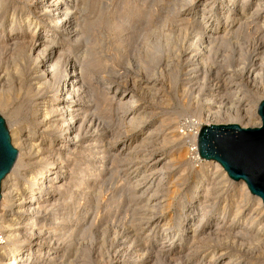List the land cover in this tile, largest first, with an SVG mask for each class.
<instances>
[{
	"label": "rangeland",
	"instance_id": "1",
	"mask_svg": "<svg viewBox=\"0 0 264 264\" xmlns=\"http://www.w3.org/2000/svg\"><path fill=\"white\" fill-rule=\"evenodd\" d=\"M186 1L188 0H77L76 2L80 21L85 17H87V19L94 18L98 14V9L103 10L105 13L104 19L106 20L111 17L110 13L112 12L127 16V21L122 24L120 34L116 36L113 33L110 34L104 27L98 29L96 38L91 37V40H100L101 47H99V49L97 48V52H100L98 55L103 58V62L106 66V68L102 70L94 71L93 78L90 82L97 95L95 101L98 104V112L99 114L101 112V114L99 115L100 119L97 117L95 118L97 121L94 120L93 123L89 125L86 123L84 126L85 128H81L80 140L77 139L76 141L83 140L85 143L84 145H87L90 136H95V131L101 130L100 134L108 139V141L105 140L104 144H106V141L107 143L110 142L108 143V148L113 153L118 154L122 151L120 147H122L124 141H128L131 136H138L137 139L135 138L136 141H138L130 145V150L126 149L128 145L124 148L122 153L125 155L128 154V159L123 158L124 161L122 160L119 163L109 164L110 161L107 160L108 163L105 164V156H98L99 161L95 160L91 164L95 169L94 173H98L101 167L104 166V168H108L107 172L113 177V181H110V175H103L101 172L102 174H99L93 187L95 191L91 190L89 194L84 192L85 195H83L82 190H79V194L76 193V197L72 199L73 202L70 201L72 204L69 206V211L70 213H72V211L74 212L72 214L69 213V216H74V220L68 223V225L71 224V226L67 225V227L72 228V225L74 226L75 223H77L75 220L80 222L82 218L87 215L93 220V229L91 233H89V235L91 234L93 236L90 235L89 237V235H87L85 237L87 239L83 238V240H78L76 241L77 244L71 242L73 247L79 246V251L72 264H101L99 260L106 262L113 256L112 249H110L109 246L111 247L112 244L114 246L117 245L121 239V235L124 236L123 239L127 237L128 241H131L130 244L132 246L136 247L141 245L142 248L149 249L148 251L151 253L149 264H173L174 262L175 264H200L202 261L206 264L210 260L208 258L214 252L222 257L217 260V264H223L226 260L228 261V258L231 256V233L224 232V228L230 225V223H227L229 222L228 215L224 218V222L220 223L222 218L220 217L221 207L233 194L232 192L234 189L231 185L235 183L231 180H227L225 185H222V187L220 186L221 193L218 195L219 203L212 211L210 210V212H208L209 214L207 213L204 225L195 232L194 236L196 240L192 243H197L195 246L199 248L200 244L198 240L200 242L204 240L203 244L200 245L204 247L198 250L194 256H188L189 251H183L181 242L182 233L175 231L172 234L169 233L164 239V233L162 231L164 230V219H166L165 221L169 223L170 227L178 223L179 219L181 225L180 229L182 230L188 218H191V207L196 205L195 202L200 201L196 198V195L198 194V190H200L199 186L202 185L200 183L202 176L206 175L208 181L213 178V176H211V173L213 174L215 171L213 166L202 163V160L201 164L196 163L193 159L191 147L193 144L192 135L194 133L193 124L206 121L203 115L206 109V98H210L211 95L215 96L214 104L211 105L210 108L212 112L218 113L215 118H212V120L218 123L217 125L231 124V122H234L239 126L247 125L248 127H254L253 124L256 123V117L248 121L246 119V113L249 112L250 105H258L264 100V94L262 92L264 90V73L262 70L259 72L260 70L258 69L257 72L260 74L257 79L253 81L251 78H248L247 74H237L233 71L248 65L246 61L247 56L245 55L244 58H239L237 51L242 49L250 53L254 50L261 34L256 28H258V25L263 20V15H258L255 18V22L253 21V23L247 26L244 35L246 40L244 38L238 41V45L235 46L236 49H234V46L232 49L231 46H229V48H223L221 45L214 44L212 50H209L208 56L210 59L207 61V68L204 71L192 73V75L189 73L191 69L189 68V63L191 62L190 57L192 59V54L200 47V45L196 46V42L194 41L193 35L195 27L201 21L206 22L208 28H203L209 33L206 36L212 34L217 31L215 29L216 27L218 28L223 25L224 18L222 21V17L229 12L231 6H227V8L222 11L223 14H220L221 12L217 14V9L225 7L227 0H193L191 3L189 2L190 4H187ZM256 1L257 0L251 1V7L254 6ZM89 2L93 4L90 3L89 5ZM10 3L11 2L6 3V6L9 8L11 7ZM16 4L18 8L17 12L20 13L28 9L29 3L19 0ZM9 8L7 9L8 11L10 10ZM211 8H213V12H210ZM213 15L217 16L213 18ZM194 21H197V23H194ZM163 26L165 27L163 28ZM86 30L84 27L81 29V31L85 33ZM200 37L202 38L203 35ZM28 41H30V39H27V42ZM63 42H67V39H64ZM84 42H86V39H84ZM74 47L83 51L85 49L83 40L76 46L74 45ZM214 50L216 51L214 52ZM69 54L68 64H70L72 60L74 61L75 50ZM155 55L159 56L157 57ZM153 56L154 58L156 57L157 61L152 62L151 59H154ZM11 57L12 53L8 49L0 52V72H2L5 67H7V71L9 70L13 73L21 68L18 63L17 65L15 64L16 62H14ZM63 67L64 65L62 68ZM24 74L23 76L25 77H23L22 80L23 84L21 86V91L19 89V82L15 81L11 92V108L9 107L10 109L8 108L4 111L0 109V117L3 119L4 125L7 128L8 123L6 120L9 114L13 110L18 109L20 131L22 135L27 136L32 129H38L37 122L39 115L38 112L36 113L35 100L39 96L34 97L36 92L32 89L33 85L31 84L32 77L35 76L34 69L31 67L28 71H24ZM0 88H2V85ZM115 90H117L116 96L113 94ZM121 93H125L129 98L131 97L127 107H125L126 109L122 108L123 110H119L115 104ZM59 94L60 91L57 95ZM40 95L45 98L52 97L50 93ZM112 97L115 98L112 99ZM29 103L32 104L30 105ZM89 105L93 108L94 103L90 102ZM122 112L124 115H122ZM133 114L138 119H135L136 117H134ZM234 114L238 115V117H233ZM124 118L127 120H125L123 125L118 123L119 121H123ZM131 118H134L136 121L139 120V122L137 121L135 123L133 119L131 123L136 125L130 123L125 124ZM103 122L107 123L108 126L106 124L104 126ZM117 124L120 125L116 126ZM95 128L96 130L94 131ZM139 130L140 133H138ZM125 132L127 134H125ZM38 133L40 135V131ZM41 138L45 147H49L51 150L58 148L59 133H52L50 136L43 135ZM81 146H83V144ZM87 154L88 151L82 150L80 154L75 156L72 155L68 162V168L64 169V174L66 175L69 169L77 167L75 162L85 163V155ZM153 157L159 160L161 159V164L157 166L156 169H162L161 173L163 174L160 173V175H156L154 174V170H150L154 163V161H151ZM85 167L87 169L89 166L86 165ZM29 168L30 170L27 169L29 172L36 171L35 167ZM20 170L22 169L20 168ZM83 174L79 175V177L83 176ZM16 177H18V175H16ZM159 177H161L162 180L159 179ZM145 180L147 182L150 180L153 182L149 191L158 188V194L150 201L151 205H157L154 211L145 212L144 209H142L143 206L149 204L146 200L148 197L141 198L139 201L131 198L135 192L133 185H136L137 182H140L139 184L137 183L139 187L137 188L140 192L148 191V185ZM211 181L212 179L209 181V184ZM74 183H76V181ZM138 190L136 189V191ZM149 195H151V193ZM200 195L201 194H199V196ZM121 198H123V202L119 204ZM250 198L249 205L251 204V207L256 208L254 197L251 196ZM200 203L202 204V201H200ZM117 204L120 206L118 209L116 207L114 208L115 210L117 209L115 211L116 217L110 221V223L105 220L107 209H113L112 206H117ZM6 206V202L2 201L0 204V217L2 218H6ZM197 206V208L200 209V204H197ZM122 209L125 211L123 212ZM158 209L160 210L157 211ZM142 212L146 213L149 218L146 216L144 217L145 220L140 222L139 219L140 216H142L141 214H143ZM150 215L152 216L150 217ZM201 215L203 216L204 213L196 209V212L192 216V220L195 224L199 223V217H201ZM147 219L157 220L158 224H150L147 222ZM46 221L49 224L54 222L51 216L48 217ZM138 224H140V226H137ZM215 224L220 225L216 226ZM115 237L117 239L116 241H114ZM56 238L57 237L53 238L49 246L55 249L58 247L62 248V242H58ZM63 240L66 241V243H64L68 246V242L70 241L69 238ZM4 242L5 241H1L0 239V249ZM55 242L58 245H56ZM256 244L257 243L254 242L253 244L251 243L250 246L245 245V247L242 248L239 254L243 262L245 261L249 264H264V244ZM20 247L19 243H12L8 250L14 251L18 250ZM21 249L32 250L30 246ZM203 249L205 250L203 251ZM107 251H110L109 255ZM171 251H175L174 253L179 254L178 257L169 258L170 256L173 257V252ZM15 253L16 256L17 252ZM8 259L9 258H3V261ZM135 259L136 256L133 261H136ZM176 259H178V263ZM34 261L35 263H33ZM37 263L38 261L36 259L30 262V264ZM63 264L68 263L66 262Z\"/></svg>",
	"mask_w": 264,
	"mask_h": 264
},
{
	"label": "bare ground",
	"instance_id": "2",
	"mask_svg": "<svg viewBox=\"0 0 264 264\" xmlns=\"http://www.w3.org/2000/svg\"><path fill=\"white\" fill-rule=\"evenodd\" d=\"M18 1L0 0V52L7 49L11 51V59L16 62V65L18 63L21 67L19 69L16 68L17 70L15 69L16 72L14 73L9 70L7 71V67H5L2 72H0V86L2 85V88H0V109L4 111L11 106V92L14 86V82H19V89L21 91V86L23 84L22 80L23 77H25L23 76L25 75L24 71H28L29 68L31 69L32 67V69H34L35 76L32 77V82L34 84L32 82L31 84L33 85L32 89L36 92L34 97L39 96L35 100V108L37 109L36 113L38 112L39 118L37 122L38 129H32L27 136L22 135L20 131L18 109L13 110L6 120L8 123V129L6 127L5 128L8 132L11 146L16 150L17 155L13 167L1 182L0 201L6 202L7 206L5 209L7 215L6 218L0 217V239L1 241H5L2 248L0 249V264H30L31 260L33 259H36L38 261L37 264H63L66 262L68 264H72L79 251V246L77 245L73 247L71 242L76 243V241L81 239L83 240V238L89 235V233H91L93 229V220H91L87 215L82 218V220L80 219V222L78 220H75L77 221V223H75L74 226L72 225V228L67 227L68 223L74 220V216H69V206L70 204H72L70 201H72V199L76 197V193L79 194V190H82L83 195H85L84 192H86V194H89V191H95L93 187L99 174L101 172L103 173V175L108 174V168H104V166L101 167L98 173H94L95 169L91 164L95 160L99 161L98 156H105V164L108 163L107 160L110 161L109 164L119 163L122 160L124 161L125 158L128 159V154L125 155L124 153H122V151H124V148L128 145V148L126 149L130 150V145L138 141H136L138 136L135 135L131 136L128 141H124L122 147H120L122 150L120 152L121 154L113 153L108 148V143L110 142L107 143L108 139L104 135L102 136L100 134L101 130H96V128L94 129V131L96 130L94 133L95 136H90V140H88L87 145H84L85 143L83 142V140L76 141L77 139L80 140L81 128L84 127L86 123H88V125L92 124L97 117L98 119H100L99 115L101 114V112L100 114L98 112V104L95 101L97 99V95L90 82L93 78L94 71L96 72L98 70H102L106 68V66L103 62V58L98 55L100 54V52H97L99 47H101L100 40H91V37L96 38L98 29L104 27L108 32H110V34L113 33L115 36L120 34L122 30V24L126 23L127 21V16L120 13L118 14L117 12H112L110 13L111 17L106 20L104 19L105 13L103 12V10L98 9L97 16L90 19H87V17H85L82 21H80V15L78 14L76 8L77 0H22L26 3H29L28 9L24 10V12L18 13V8L16 7V3ZM192 1L193 0H188L186 2L187 4H190ZM251 1L253 0H227L225 7L217 9V14L219 12H221L220 14H223L222 11H224L227 6H231L229 12L227 14H224V16L222 17V21L224 18L223 25L218 28L216 27L215 29L217 31L208 36L206 35L209 33L203 29L208 28L206 22L201 21L198 23V25L194 29L193 36L194 41L196 42V46L200 45V47L197 49L195 48L196 50H193L194 53L192 54V59L190 57L191 62L189 63V68L191 69L189 70V73L192 74L196 73L197 71H204L207 68V61L210 59V57L208 56L209 50H212L214 44L221 45L223 48H229V46H231L232 49L233 46L235 47L236 45H238V41L245 38L244 35L247 26L253 23V21L255 22V18L258 15H263V20L258 25V28H256L261 33L260 37L258 38V44L250 53H247L248 51L242 49H237V55L239 58H244L245 55L247 56L246 61L248 65H245L243 67L239 66L240 68L234 66L237 69L234 68L235 70L233 72L237 74H247L248 78H251L253 81H255L260 74L257 72L258 69L260 70L259 72H261L262 70L264 73V0H257L252 7ZM7 2H11L10 8L6 6ZM90 3L92 2H89V5ZM8 8L10 9L9 11L7 10ZM210 12H213V8L210 9ZM216 16L217 15H213V18H215ZM194 23H197V21H194ZM82 27H84L85 30L87 29L86 33L81 31ZM164 27L165 26H163V28ZM201 35H203L202 38L200 37ZM27 39H30V41L27 42ZM64 39H67V42H63ZM84 39H86V42H84ZM82 40L85 48L83 51L74 47V45L76 46L77 44L82 42ZM66 43H70L71 45ZM72 49L75 50V58L74 61L72 60L71 63L68 64L70 55L69 53L73 51ZM234 49H236V47ZM216 50H214V52ZM151 60L152 62L157 61L156 57ZM63 65L64 67L62 68ZM59 91L60 94L57 95ZM262 92L264 94V90ZM44 93H50L52 94V97H41L40 94ZM116 93L117 90H115V92L113 93L114 96H116ZM114 98L115 97H112V99ZM130 98L128 95H125V93H121L119 95L118 101L116 100V107L119 108V110H121L122 108L126 109L125 107H127L129 100H131ZM214 101V95H211V97L208 99L206 98V109L203 113L206 121L193 124L194 133L192 135L193 144L191 146L193 159L196 163L201 164L202 160V163L213 166L215 171L213 174L211 173V176H213V178H211L212 181L209 184V181L211 179L208 181L206 175L202 176L200 182L202 185L199 186L200 190H198V194L196 195V198L202 201V204L200 203V201H197L195 202L196 205L191 207V218H188V221L182 228V230L180 229L181 225L179 223V219L178 223L171 227L169 226V223L165 221L166 219H164L165 224L164 230L162 231L164 233V239L169 233L172 234L175 231L182 233V249L183 251H189L188 256L191 257L194 256L198 250L204 247L200 246L203 244L204 240L201 242L198 240L200 244L199 248L195 246V244L197 243H192L196 240L194 236L195 232L198 228L204 225L207 213L210 212V210L212 211L219 203L218 195L221 193L220 188L222 187V185H225V182L227 180H231L217 162L202 159L199 156L198 152L197 141L201 129L204 128V126H210V124H218L216 123V121L212 120V118H215V116H217L218 114L217 112H212L210 108V106L214 104ZM90 102L94 103L93 108L89 105ZM259 104L250 105L249 112L246 113V119L248 121L256 117V123L253 124L254 127H248L247 125H238L240 128L247 129L260 127L261 119L258 115ZM122 115H124L123 112ZM233 117L237 118L238 115L234 114ZM125 118L123 121H119L118 123H121L123 125L125 120H127ZM133 119L134 118H131L129 121H127L128 123L126 122L125 124H132L131 121ZM135 119L138 118L136 117ZM137 121L139 122V120ZM137 121L135 120V123ZM103 124L104 126L105 124L107 125V123L105 122H103ZM233 124L235 123L231 122V125ZM119 125L120 124H117L116 126ZM39 131L40 135L38 133ZM52 133H59L60 135L59 142L57 144L58 148L53 150H51L49 147H45V144L43 143L41 138L43 135L50 136ZM138 133H140V130L138 131ZM125 134L127 133L125 132ZM105 140H107L106 144H104ZM82 144L83 146H81ZM193 147L196 148V152ZM82 150L88 151V154L85 155V163L75 162L77 167L74 169H69L65 175L64 169L68 168L67 166L69 159H71V156L80 154ZM151 161H154V163L153 167L150 170H154V174L160 175L162 169L157 170L156 167L161 164V159L159 160L158 158L153 157ZM86 165L89 166L87 169L85 167ZM29 167H35L36 171H27V169L30 170ZM20 168L22 170H20ZM81 174H83V176L79 177V175ZM16 175H18V177H16ZM110 178V181L112 182L113 177L111 175ZM159 179H161V177H159ZM74 180L76 181V183H74ZM145 182L147 181L145 180ZM137 183L139 184L140 182ZM137 183L136 185H133L135 192L131 196V198L139 201L141 200V198L148 197L146 200L149 204L143 206L142 209H144L145 212L154 211L157 205H151L150 201L158 194V188L149 191L151 189L150 186L153 185V182H151L150 180L147 182L148 191L140 192V190H138L139 187L137 186ZM233 183H235L231 185L234 189L232 192L233 194L231 195V198L229 200H226L224 205L221 207L220 214V217H222L220 223L224 222V218H226V215H228L229 222L227 223H230V225L227 228H224V232L231 233V256L228 258V261L226 260V262H224L223 264H249L245 261L243 262V259L239 253L241 252L242 248L245 247V245L250 246L251 243L253 244L254 242L258 245L264 244V204L258 196L252 195L250 193L244 181H233ZM136 189L138 191H136ZM150 193L151 195H149ZM199 194L201 195L199 196ZM251 196L254 197L256 208L251 207V204L249 205ZM122 202L123 198H121L119 204H121ZM197 204H200V209L197 208ZM119 206L120 205L117 204V206H112L113 209H107V213L105 216L106 221L110 222L115 219V211ZM115 207L117 208L116 210L114 209ZM123 209L122 211L124 212L125 210ZM196 209L201 210L202 213H204L203 216L201 215V217H199L200 220L198 219V224H195L192 220V216L196 212ZM159 210L160 209H158L157 211ZM73 212L74 211H72V213ZM142 213L143 214H141L142 216H140V219L137 217L140 222L145 220L144 217L147 216L146 213ZM50 216L53 217L54 222L51 221L52 224H49L46 221V219ZM151 216L152 215H150V217ZM147 222L150 224H158V221L154 219H147ZM68 226H71V224H69ZM137 226H140V224H138ZM55 237H57L56 239L58 242H62V245L64 247L61 245L62 248L58 247L57 249H55L52 248V246H49L50 242H52L53 238ZM116 237L114 238V241L117 240ZM123 237L124 236L121 235V239L119 240L117 245L114 246L112 244L111 247L109 246V248L112 249L113 256L110 255L111 258H107L108 260L106 262L103 260H99V262L101 264H149V259L151 258V253L150 251H148L149 249H144L141 247V245L134 247L130 244L131 241H128L127 237L124 239ZM66 238H69L70 240L69 242L67 241L68 246H66L67 244H65L66 241L63 240H66ZM12 243H19L21 247L18 250L10 251L8 250V248ZM27 246H30L32 250L21 249ZM204 250L205 249H203V251ZM15 252H17L16 256ZM107 252L109 255L110 251ZM171 252H173V254L171 253L173 257L170 256L169 258H174L175 256L178 257L179 254L174 253L175 251ZM135 256L136 261H133ZM220 257L221 256H219V254H215L214 252L208 258L210 260L206 264H217V260ZM3 258L9 259L3 261ZM177 260L178 259H176V261ZM178 262L179 261H177V263ZM33 263H35V261ZM173 264H175V262ZM200 264L205 263L202 261Z\"/></svg>",
	"mask_w": 264,
	"mask_h": 264
},
{
	"label": "water",
	"instance_id": "3",
	"mask_svg": "<svg viewBox=\"0 0 264 264\" xmlns=\"http://www.w3.org/2000/svg\"><path fill=\"white\" fill-rule=\"evenodd\" d=\"M260 127L240 128L236 124L204 126L198 136L199 156L217 162L233 181H244L252 195L264 204V100L259 104ZM4 121L0 117L1 182L16 159Z\"/></svg>",
	"mask_w": 264,
	"mask_h": 264
},
{
	"label": "built area",
	"instance_id": "4",
	"mask_svg": "<svg viewBox=\"0 0 264 264\" xmlns=\"http://www.w3.org/2000/svg\"><path fill=\"white\" fill-rule=\"evenodd\" d=\"M193 149L195 150V152H196V148L195 147H193ZM191 150V149H190Z\"/></svg>",
	"mask_w": 264,
	"mask_h": 264
}]
</instances>
